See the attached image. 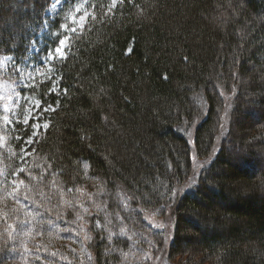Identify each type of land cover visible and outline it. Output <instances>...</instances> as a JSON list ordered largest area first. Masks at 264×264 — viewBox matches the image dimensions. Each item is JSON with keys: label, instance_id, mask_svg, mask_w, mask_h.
I'll use <instances>...</instances> for the list:
<instances>
[{"label": "trees", "instance_id": "trees-1", "mask_svg": "<svg viewBox=\"0 0 264 264\" xmlns=\"http://www.w3.org/2000/svg\"><path fill=\"white\" fill-rule=\"evenodd\" d=\"M54 2L0 0V82L23 99L18 118L0 100V264L35 238L49 258L89 184L105 209L88 264L146 250L147 213L172 223L169 264H264V0H66L50 16ZM5 20L27 25L14 38Z\"/></svg>", "mask_w": 264, "mask_h": 264}, {"label": "rangeland", "instance_id": "rangeland-1", "mask_svg": "<svg viewBox=\"0 0 264 264\" xmlns=\"http://www.w3.org/2000/svg\"><path fill=\"white\" fill-rule=\"evenodd\" d=\"M121 1L122 0H115L113 6ZM22 2L23 0H14V3L9 4L8 8H10V10L15 15L19 13L26 14L28 11H32V7L30 4L25 6ZM65 4L66 0H55V2L51 6L49 15L54 16L59 13V11H61ZM80 13L81 11L79 9L75 10L73 12V17H78ZM87 14L88 13L86 12L83 16L79 17V20L83 22ZM1 25L2 27H4V30L12 32L13 37L17 38L20 36L21 29H25L27 23L22 22L17 24L16 22L5 20L1 22ZM4 36L5 35L0 34V39H3ZM66 46L67 40L62 41L57 53L59 55H63ZM33 74V69L28 72H24L22 73V79H30ZM14 83L15 82H0V100L3 108L8 110L13 117L18 118L23 99L20 93V88H18V86H15ZM40 107L41 105L39 102H31L24 109L23 124L28 125L30 121H36L35 133H38L40 127L43 125L39 123L41 116L38 114V111ZM185 134L187 138H189L190 142L193 143L194 130L189 129ZM27 148H25V150H27ZM27 156L28 152H26V155L24 157ZM197 162H199V160H197ZM197 162L196 164H199L200 166L203 164L202 160H200L199 163ZM69 199L75 202L77 208L75 213V223L72 221V225L70 223V225H66V227L63 229L59 226L54 227L57 232L62 231L67 240L63 242L60 238V235L56 236L55 234L45 236V242L51 247L49 248V258L42 259L41 255L39 254L42 241H39L40 238H35L31 247L21 245L18 248L19 253L21 255H24V259L18 261L16 264H33L32 259L34 257V261H36V263L34 264H88L86 263V261L91 260V252L89 250V247L94 237L93 232H96V227L98 230L102 228V221L100 217L101 213L104 212L103 210L105 209V206L101 201L102 196L98 194L92 184L78 187L76 190L72 191ZM47 213L48 215H55L53 209L51 208ZM144 217L148 234L144 235V237L142 238L139 237L138 240L135 241L138 244L142 239L147 237L150 242L148 243V245L150 246H147L146 250H142L139 247L144 245L139 244L138 246H135L131 251L124 252L120 264L171 263V261L168 259L166 250L172 236V223L170 222V220L168 221L165 217L162 216L147 213L144 215ZM13 229L16 230V234L19 238L22 237L24 239L30 236V234L28 233L29 228L23 222L18 223L17 221L16 226H14ZM156 234L159 236H157ZM157 237L160 240L164 239V246L163 241L161 242L162 244H160V241H158ZM43 239L44 237H42V240ZM56 246H58L59 248H56ZM31 257L33 258L31 259ZM179 259L180 258L175 259V262H180ZM181 260L185 261L186 259Z\"/></svg>", "mask_w": 264, "mask_h": 264}, {"label": "snow or ice", "instance_id": "snow-or-ice-1", "mask_svg": "<svg viewBox=\"0 0 264 264\" xmlns=\"http://www.w3.org/2000/svg\"><path fill=\"white\" fill-rule=\"evenodd\" d=\"M57 51H59V49H58ZM29 142H30V141H29Z\"/></svg>", "mask_w": 264, "mask_h": 264}]
</instances>
